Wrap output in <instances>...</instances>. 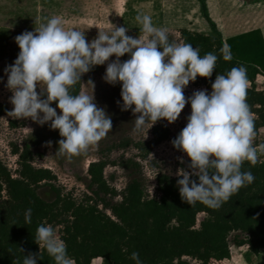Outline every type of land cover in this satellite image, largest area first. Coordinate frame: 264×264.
<instances>
[{
	"label": "clouds",
	"instance_id": "9594fccd",
	"mask_svg": "<svg viewBox=\"0 0 264 264\" xmlns=\"http://www.w3.org/2000/svg\"><path fill=\"white\" fill-rule=\"evenodd\" d=\"M136 20L141 25L138 37L126 35L125 26L112 25L108 30L99 29L97 37L88 41L81 29H66L59 16L17 35L14 40L19 52L4 69L6 87L12 92L9 114L31 118L39 125L51 121L49 127L62 137L57 142L60 154L71 158L86 152L106 137L112 121L94 102L91 80L90 93L73 94L72 89L82 74L114 57L107 63L103 79L111 85L120 83L121 110L139 113L134 133L143 132L146 138L147 130L158 120L171 124L185 104H190L186 126L171 141L190 158L191 171L179 169L176 173L182 177L177 180L179 193L190 206L200 202L218 209L255 179L251 171H241L245 161L252 165L258 161L253 145L255 123L246 100L247 68L234 66L226 74H216L210 92L200 89L186 98L183 89L190 81L212 76L217 55L201 56L199 48L189 43L170 42L168 30L154 26L150 15L138 14ZM220 52L223 60H232L229 45L224 44ZM125 54L128 59L121 61ZM190 176L198 177V183ZM31 214V208L25 210L26 224L31 223ZM34 240L54 264H75L51 225L40 224ZM22 257V264H37L41 259L40 254L32 253ZM130 259L143 264L138 252L133 251Z\"/></svg>",
	"mask_w": 264,
	"mask_h": 264
},
{
	"label": "trees",
	"instance_id": "16d2710c",
	"mask_svg": "<svg viewBox=\"0 0 264 264\" xmlns=\"http://www.w3.org/2000/svg\"><path fill=\"white\" fill-rule=\"evenodd\" d=\"M179 37L180 43L199 48L201 56L209 52L217 55L212 76H197L199 85L207 90L211 91L216 74H226L234 66L247 68L246 100L253 114L255 135L264 143V88L257 86L258 78H264V41L259 30L224 42L218 36L187 29L180 30ZM224 44L230 46L233 57L230 61L222 58L220 49ZM94 70L93 66L90 71ZM72 91L73 94L80 91L79 82ZM51 106L55 108L56 101ZM6 113L5 106L0 105V115ZM151 135L148 142L133 143L126 139L115 147H132L139 159L146 160L155 147L169 138L170 132L164 124H159ZM13 154L18 155L17 178L0 161V264H22V255L29 253L40 254L37 264H54L34 240L40 224L62 227L60 237L75 264H91L94 259H101L104 264H135L130 259L133 251L139 253L143 264H225L231 258L228 238L236 232L245 235L244 240L235 242L236 246H247L253 254L264 251V151L255 165L245 161L241 166V171L252 172L254 181L218 209L200 202L190 206L180 196L177 185L180 178L164 174L156 176L159 193L156 198H148L138 181H132L118 193L105 179L104 171L109 163L103 160L88 166L91 196L76 200L55 186L56 176L50 170L32 165L34 155L27 146L22 150L15 148ZM117 163L112 165L140 168L133 159L121 158ZM190 179L198 183V177L190 176ZM41 185L49 186L53 201L47 202L38 195ZM116 197L120 200L115 201ZM28 208L32 209L30 224L24 221ZM199 214L205 218L196 228Z\"/></svg>",
	"mask_w": 264,
	"mask_h": 264
},
{
	"label": "rangeland",
	"instance_id": "374dc122",
	"mask_svg": "<svg viewBox=\"0 0 264 264\" xmlns=\"http://www.w3.org/2000/svg\"><path fill=\"white\" fill-rule=\"evenodd\" d=\"M204 1H210L212 5L204 7ZM205 12L210 15L204 14ZM138 14L150 15L154 26L167 29L169 39L180 42L179 32L183 29L219 37L217 32L232 33L227 31L228 28L233 31L235 29V33L261 26L264 24V0H0V105L7 109L6 114L0 115V161L13 178L18 177L19 168L18 155H14L13 150H22L25 146L34 155L32 165L50 170L56 176V182H53L55 186L62 189V194H71L76 200L82 199L84 195L91 196L87 170L89 164L100 160L109 163L104 176L111 188L119 193L132 181H138L148 198L159 196L156 186L158 174L182 178L176 174L177 170L191 171L188 167L190 158L171 143L186 126L191 111L190 104H185L177 120L171 124L164 119L158 120L147 130L146 138L143 132L134 133V120L139 113L133 114L131 109L121 110L120 83L111 85L103 79L106 65L114 57L81 76L80 91L90 93L91 85L88 81L91 80L94 83V102L97 107L105 109L112 121V128L106 137L86 152L71 158L60 154L57 142L62 137L57 129L49 127L51 121L39 125L31 118H15L9 114L13 108L10 103L12 92L6 87L7 74L4 69L13 63L19 52L14 40L17 35L33 31L49 18L59 16L66 29H81L88 41L97 37L99 29L108 30L112 25L125 26L128 28L126 35L138 37L141 27L136 20ZM126 59L128 54L120 57L121 61ZM199 83L196 78L185 86L183 91L186 98L196 90L205 89ZM257 86L258 89L264 88V78H258ZM37 91H40L39 87ZM56 110L59 114L60 110ZM11 122L16 124L15 127H11ZM159 124H164L169 129L170 136L155 147L146 160L139 159L132 147H115L126 139L133 143L150 141L153 128ZM253 144L257 145V156L264 151V143L259 135L254 136ZM121 158L133 159L140 164V168L123 169L112 165L114 162L118 164ZM37 193L47 202L54 200V194L48 185H41ZM119 200L116 197L115 201ZM204 218V214L197 216L196 228ZM54 230L61 236V226H56ZM244 239L245 235L239 232L229 236L231 258L225 264H264V251L253 254L247 246L235 245L237 240ZM91 264L104 263L94 259Z\"/></svg>",
	"mask_w": 264,
	"mask_h": 264
},
{
	"label": "crops",
	"instance_id": "0c3cea01",
	"mask_svg": "<svg viewBox=\"0 0 264 264\" xmlns=\"http://www.w3.org/2000/svg\"><path fill=\"white\" fill-rule=\"evenodd\" d=\"M210 5H212V3H210V1H204V2H202V6H204V7H208V6H210ZM201 10H202V9H201ZM204 14H206V15H210L209 12H208V14H207V12H205ZM209 17H210V16H209ZM254 30H259V32H260V34H261V36H262V38H263V41H264V24L261 25V26H258V27H256V28H252V29H249V30H242V31H240V32H235V33H234L235 29H234V31H233V30H230V29L228 28L227 31H230V32H232V33H230V34H223V33H218V32H217V34L220 35L219 37H220L221 40L224 42L226 39H228V38H230V37H234V36H237V35H240V34L248 33V32L254 31ZM203 35L208 36V35H212V34L203 33ZM261 78L263 79V77H261ZM259 89H262V88L259 87ZM99 260H101V259H99Z\"/></svg>",
	"mask_w": 264,
	"mask_h": 264
}]
</instances>
